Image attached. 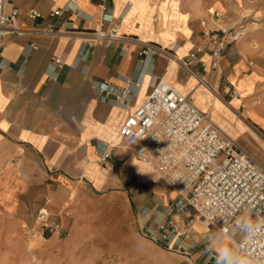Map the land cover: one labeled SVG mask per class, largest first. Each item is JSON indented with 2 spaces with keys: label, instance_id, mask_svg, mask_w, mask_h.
<instances>
[{
  "label": "crops",
  "instance_id": "crops-1",
  "mask_svg": "<svg viewBox=\"0 0 264 264\" xmlns=\"http://www.w3.org/2000/svg\"><path fill=\"white\" fill-rule=\"evenodd\" d=\"M109 6L122 38L90 47L89 33L102 25L99 0H6V11L17 9L20 20L33 30H53L10 35L0 54V200L17 201L14 212L0 209V238L13 241V263L98 264L115 249L123 250L126 262L139 234L146 229L160 233L158 223L168 218L166 205L175 196L120 136L125 119L145 100L155 79L190 95L230 136L239 135L245 118L264 130L263 108L252 102L243 114L238 111L242 100H256L248 98L263 77L246 42L231 43L217 70L193 64L208 88L171 57L174 51L185 58L203 41L200 22L179 10V0H109ZM61 8L68 10L51 15ZM31 9L41 16L30 20ZM144 43L162 51L142 56ZM53 57L63 64L56 71L50 68ZM127 80L139 84L133 99L116 101L112 94L110 101L101 100L104 90L98 84L121 89ZM233 89L238 95H232ZM100 144L108 146L114 171L101 161ZM126 174L151 185L135 194ZM45 198L49 210L61 218L62 238L31 239L22 228V222H32ZM204 222H196L182 241L184 261L223 264L215 251L221 245L231 248L238 260L231 244L243 232L224 236Z\"/></svg>",
  "mask_w": 264,
  "mask_h": 264
},
{
  "label": "built area",
  "instance_id": "built-area-1",
  "mask_svg": "<svg viewBox=\"0 0 264 264\" xmlns=\"http://www.w3.org/2000/svg\"><path fill=\"white\" fill-rule=\"evenodd\" d=\"M99 1L104 7L102 25L89 33L87 45L90 47L109 45L122 38L117 25L112 23L109 0ZM5 3L6 0H0V54L5 38L10 35L48 34L53 31L52 28L33 30L20 20L17 9L7 12ZM66 10L57 9L51 15L61 16ZM208 15L217 21L223 16L213 8L208 10ZM27 16L34 20L41 14L31 9ZM201 25L202 44L185 58H178L174 51H171V57L193 75L199 85L210 88L206 77L195 71L193 64L198 62L209 72L217 70L231 43L243 35L245 25L213 28L206 20H202ZM159 51L162 50L158 46L144 43L140 55ZM201 55L208 59L202 60ZM62 65L59 58L53 57L50 68L56 71ZM127 84L121 89L113 88L108 82L98 84L104 90L101 89L104 92L101 100L110 101L112 94L116 101L133 99L139 84L132 80H127ZM231 93L238 95L235 89ZM120 136L135 158L164 181L175 196L166 205L168 218L158 223L160 233L146 229L142 232L144 237L180 251L181 243L192 231L194 217L197 216L221 235L228 236L232 230L242 231L241 238L231 247L236 248L239 256L248 255L254 264H264V228L256 225L257 219L264 218V169L202 112L190 95L183 94L163 79H155L151 92L125 119ZM98 153L107 170L114 171L116 166L109 161L111 153L108 146L100 144ZM125 176L126 184L135 194L144 192L151 185L141 176ZM178 176L180 180L176 179ZM49 202L45 198L44 204L36 209L32 222L22 224L29 238L64 237L61 218L49 210ZM245 222L254 225L250 239H245Z\"/></svg>",
  "mask_w": 264,
  "mask_h": 264
},
{
  "label": "rangeland",
  "instance_id": "rangeland-1",
  "mask_svg": "<svg viewBox=\"0 0 264 264\" xmlns=\"http://www.w3.org/2000/svg\"><path fill=\"white\" fill-rule=\"evenodd\" d=\"M211 8L222 12L223 16L220 21L208 15V10ZM179 10L191 14L192 21H199L200 24L202 20H206L207 24L213 28L245 25L243 35L233 43L246 42L252 48L257 66L263 71V77L248 98L253 97L256 100H242L241 104H244V106L240 104L238 111L240 114H243L252 102L255 103H252L253 107H261L264 109V2H252L250 0H241L239 3L236 0H179ZM254 17L260 20L259 26L253 23ZM201 88L203 89V87ZM225 101L229 102L230 100ZM243 121L245 123L244 129H241L239 135L231 137L264 169V130L247 118ZM215 124L229 135L216 122ZM232 127H237L236 122L232 123ZM9 197L11 198L12 196L6 195V198ZM16 204V200L2 199L0 200V209L14 212ZM12 219L11 216L5 218L6 221ZM198 221L204 222L195 216L193 224L195 225ZM5 225L8 227V224ZM140 235L133 240L132 249L129 250L130 259L128 261L124 262L123 260V250L115 249L111 252V256L105 260H101L98 264H187L182 258L180 251L174 248H166L154 239ZM12 251L13 241H6L0 238V264H18L13 263Z\"/></svg>",
  "mask_w": 264,
  "mask_h": 264
},
{
  "label": "clouds",
  "instance_id": "clouds-1",
  "mask_svg": "<svg viewBox=\"0 0 264 264\" xmlns=\"http://www.w3.org/2000/svg\"><path fill=\"white\" fill-rule=\"evenodd\" d=\"M176 179L180 180L181 178L178 176ZM256 225L259 228H264V218L257 219ZM243 228L245 231V239H250L254 234V225L250 222H245ZM215 251L217 253V260L222 261L223 264H254L248 255L240 256L238 260H234L233 257L237 254L228 246L221 245Z\"/></svg>",
  "mask_w": 264,
  "mask_h": 264
},
{
  "label": "bare ground",
  "instance_id": "bare-ground-1",
  "mask_svg": "<svg viewBox=\"0 0 264 264\" xmlns=\"http://www.w3.org/2000/svg\"><path fill=\"white\" fill-rule=\"evenodd\" d=\"M253 22H254V23H257V22H258V20H256V19H255V20H253Z\"/></svg>",
  "mask_w": 264,
  "mask_h": 264
}]
</instances>
